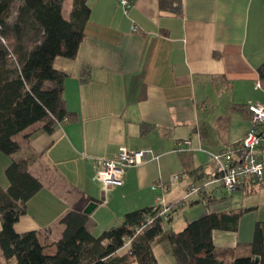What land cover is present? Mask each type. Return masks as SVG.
I'll use <instances>...</instances> for the list:
<instances>
[{
    "label": "crops",
    "instance_id": "0c3cea01",
    "mask_svg": "<svg viewBox=\"0 0 264 264\" xmlns=\"http://www.w3.org/2000/svg\"><path fill=\"white\" fill-rule=\"evenodd\" d=\"M87 2L90 16L75 57L53 61L65 74L62 94L73 118L52 133L39 132L37 122L14 136L19 157L39 153L28 170L41 182L14 230L37 232L52 250L61 231L58 219L81 193L101 199L88 215L93 235L118 225L127 210L155 206L161 195L176 204L167 221L174 231L207 213L244 210L235 231L214 230L212 241L232 248L235 257L248 256L254 223L264 221L254 216L264 186L226 190L213 180L215 166L207 157L250 130L247 102L264 104L258 73L264 0H181L178 15L161 8L160 0H132L127 11L117 0ZM184 140L189 150L175 151ZM121 146L149 149L153 156L103 192L95 160L115 157ZM9 162L0 153L2 188L8 186ZM174 175L178 179L171 181ZM192 185L197 193H188Z\"/></svg>",
    "mask_w": 264,
    "mask_h": 264
},
{
    "label": "trees",
    "instance_id": "16d2710c",
    "mask_svg": "<svg viewBox=\"0 0 264 264\" xmlns=\"http://www.w3.org/2000/svg\"><path fill=\"white\" fill-rule=\"evenodd\" d=\"M63 1L0 0V153L10 159L4 169L8 186L0 187V264H158L152 246L162 233L174 264H264V221L254 223L248 256L235 257L232 248L213 244L212 232L235 231L244 210L207 213L179 231L164 232L163 223L176 204H167L169 211L163 215L156 206H147L125 212L118 225L93 235L83 213L93 199L81 193L58 219L61 231L52 250L37 232L14 230L26 202L41 188L28 170L39 153L29 150L28 157H19L14 136L37 122H42L39 132L52 133L73 118L62 94L65 74L53 61L75 57L90 6L88 0H71L65 16ZM160 5L181 14V0H160ZM258 73L264 80V62Z\"/></svg>",
    "mask_w": 264,
    "mask_h": 264
},
{
    "label": "built area",
    "instance_id": "2783aa9c",
    "mask_svg": "<svg viewBox=\"0 0 264 264\" xmlns=\"http://www.w3.org/2000/svg\"><path fill=\"white\" fill-rule=\"evenodd\" d=\"M131 2L132 0H117L124 11L128 10ZM255 87H259V82H256ZM245 109L252 123L250 130L235 145L209 153L207 157L208 163L211 162L215 166L213 180L231 192L239 188L248 192L253 185L264 183V104L249 101L245 104ZM173 149L177 152L187 151L189 141H177ZM148 155L153 156L149 149L130 150L121 146L115 157L96 159L95 177L102 184L103 192L119 185L124 172L129 167L141 163ZM177 179L178 175H174L171 181ZM157 187L158 184H155L152 189ZM199 189L192 185L188 193H197ZM155 201L158 214L163 215L169 211L161 195H157Z\"/></svg>",
    "mask_w": 264,
    "mask_h": 264
},
{
    "label": "rangeland",
    "instance_id": "374dc122",
    "mask_svg": "<svg viewBox=\"0 0 264 264\" xmlns=\"http://www.w3.org/2000/svg\"><path fill=\"white\" fill-rule=\"evenodd\" d=\"M70 3H71V0H64L63 1L62 7H63V13H64L65 16L68 14V11H69V8H70ZM247 196H249V198H253V199L255 198L251 194H248ZM258 196H259L261 205L259 207V211L257 213H255L254 216L257 219H261V218L264 217V190H263V193H260ZM128 211H130V210H127V212ZM251 214H253V213H251ZM244 218L245 217H243V221L242 222H244V220H245ZM163 226H164V232L170 230V226L168 225L167 221H164ZM173 229H175V226H173ZM153 246H154L153 252H154V255H155V257H156V259L158 261V264H174V259H173L172 255L170 253L168 242H167V239L165 238L164 233H162L154 241ZM126 249H127L126 246L122 247L119 250V253L124 252ZM11 264H15L14 261H12Z\"/></svg>",
    "mask_w": 264,
    "mask_h": 264
},
{
    "label": "water",
    "instance_id": "95a60500",
    "mask_svg": "<svg viewBox=\"0 0 264 264\" xmlns=\"http://www.w3.org/2000/svg\"><path fill=\"white\" fill-rule=\"evenodd\" d=\"M97 203L94 200H91L83 209V213L86 215L91 214L93 209L96 207Z\"/></svg>",
    "mask_w": 264,
    "mask_h": 264
}]
</instances>
